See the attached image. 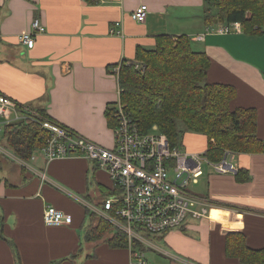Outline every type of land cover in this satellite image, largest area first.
<instances>
[{
    "label": "crops",
    "instance_id": "obj_1",
    "mask_svg": "<svg viewBox=\"0 0 264 264\" xmlns=\"http://www.w3.org/2000/svg\"><path fill=\"white\" fill-rule=\"evenodd\" d=\"M140 5L148 12L143 23L130 17ZM34 21L41 30L30 49L20 37ZM116 23L121 36L109 33ZM220 27L203 23V0H0V94L111 149L106 112L119 101L120 66L135 61L139 48L153 50L158 36H186L210 60L208 82L235 89L231 107L256 111L257 135L264 142V34H225ZM200 35L202 41L196 39ZM183 147L203 154L206 141L186 133ZM234 163L248 179L239 181L237 171L207 172L196 194L209 203L208 218L167 232L163 259L148 264H243L225 255V238L232 233L243 235L248 249H264V154L235 155ZM110 188L107 172L83 157L46 161L39 153L19 163L0 153L2 234L19 256L17 263L0 239V264H133L128 250L83 241L93 222L86 224L80 197L96 203L101 189ZM47 205L70 215L71 224L44 225Z\"/></svg>",
    "mask_w": 264,
    "mask_h": 264
},
{
    "label": "trees",
    "instance_id": "obj_2",
    "mask_svg": "<svg viewBox=\"0 0 264 264\" xmlns=\"http://www.w3.org/2000/svg\"><path fill=\"white\" fill-rule=\"evenodd\" d=\"M83 1L89 4L98 2ZM203 23L205 26L239 23L243 34L262 35L264 0H203ZM135 64L142 68L137 70ZM210 65L205 53L192 49L188 37L158 36L153 50L139 48L135 61L120 66L119 101L142 133L156 127L172 148L183 146L182 139L186 133L203 136L206 141L203 156L212 163L221 161L225 152L234 155L264 154V142L257 135L256 111L242 107L233 109L231 103L236 98L235 89L227 84L209 83ZM36 114V121L9 123L0 133V146L24 163L46 145L50 134L41 126L42 121L54 122L44 111H36ZM106 118L109 127L113 128V109L106 112ZM243 176L242 171H237L239 181L248 179L247 174ZM101 190L106 197L109 192ZM84 210L85 216L90 215L93 219L92 226L84 235V242H104L111 249L128 250L124 233L113 232L109 223L97 220L87 209ZM164 235L154 236L151 240L163 239ZM0 239L13 249L19 263L14 244L2 234L1 217ZM80 252L79 248V255ZM225 255L237 258L243 264H264V249H248L244 236L239 233L226 236ZM70 258L73 260L76 256Z\"/></svg>",
    "mask_w": 264,
    "mask_h": 264
},
{
    "label": "built area",
    "instance_id": "obj_3",
    "mask_svg": "<svg viewBox=\"0 0 264 264\" xmlns=\"http://www.w3.org/2000/svg\"><path fill=\"white\" fill-rule=\"evenodd\" d=\"M147 13V6L140 5L130 17L134 22L143 23ZM40 30L39 22L34 21L31 31L23 34L20 42L31 49L35 34ZM219 32L242 31L240 24L234 23L221 27ZM109 33L121 36V24L116 23ZM203 38L204 35L196 37L199 41ZM135 68L140 70L142 67L135 64ZM118 72L119 70L117 78ZM112 109L115 121L112 128L113 148L99 146L68 128L44 120L41 126L50 135L46 145L33 156L40 153L46 161L83 157L93 162L98 169L105 170L111 182L108 195L96 203L87 204L85 208L97 220L109 223L113 232L126 235L127 249L133 264H147L146 251L163 252L153 244L151 239L154 236L185 229L190 219L201 221L208 218L209 203L190 190V186L198 184L204 176L202 161L214 173H234L237 171L235 155L225 152L221 161L212 163L203 154L172 148L156 127L148 133H142L120 101ZM36 115L35 110L0 94V133L9 123L36 121ZM0 153L22 163L1 146ZM44 179L45 176L42 175V180ZM71 221L70 215L53 206L47 205L43 211V223L48 227L68 226Z\"/></svg>",
    "mask_w": 264,
    "mask_h": 264
},
{
    "label": "rangeland",
    "instance_id": "obj_4",
    "mask_svg": "<svg viewBox=\"0 0 264 264\" xmlns=\"http://www.w3.org/2000/svg\"><path fill=\"white\" fill-rule=\"evenodd\" d=\"M221 28V27H220ZM220 28H218V30L217 31H219V29ZM232 33V32H231ZM225 34H227V33H225ZM183 141H182V145H184V137H183V139H182ZM179 150H182V151H184V152H186L185 150H184V147L183 146H181L180 148H178ZM202 168H203V171H204V175L206 176V173L207 172H209V171H211L212 169L210 168V166L209 165H207L206 163H205V161H202ZM89 186H91L90 184H89ZM190 190L192 191V192H194V193H198V192H202V190H203V178H201L200 180H199V182H198V184H196V185H192V186H190ZM103 197H105L104 195H102V198ZM85 197L83 196V197H80V204L82 205V207L85 209V206H87V204H89V203H87V200H85L84 199ZM89 214H90V211H89ZM91 222H93V219H92V217L90 216V215H87L86 216V224H91ZM94 223H96V220H94ZM163 239H157L156 241H153V244L155 245V246H157L158 248H160V249H162L161 247H163ZM163 255V253H160V252H157V251H154V250H148V251H146V255H145V258H146V260H147V264L149 263V261H150V263H151V261L153 260V259H163L162 256ZM149 260V261H148Z\"/></svg>",
    "mask_w": 264,
    "mask_h": 264
}]
</instances>
